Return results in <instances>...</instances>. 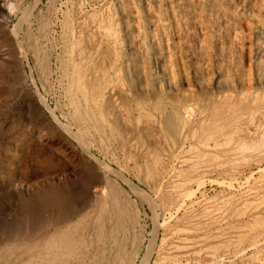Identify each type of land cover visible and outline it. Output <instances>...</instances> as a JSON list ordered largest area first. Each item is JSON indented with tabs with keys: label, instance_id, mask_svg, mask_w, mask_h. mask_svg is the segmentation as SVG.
Here are the masks:
<instances>
[{
	"label": "rangeland",
	"instance_id": "rangeland-1",
	"mask_svg": "<svg viewBox=\"0 0 264 264\" xmlns=\"http://www.w3.org/2000/svg\"><path fill=\"white\" fill-rule=\"evenodd\" d=\"M0 2V264H40L76 219L61 264H264V0ZM50 111L137 186L108 173L123 215Z\"/></svg>",
	"mask_w": 264,
	"mask_h": 264
},
{
	"label": "bare ground",
	"instance_id": "bare-ground-1",
	"mask_svg": "<svg viewBox=\"0 0 264 264\" xmlns=\"http://www.w3.org/2000/svg\"><path fill=\"white\" fill-rule=\"evenodd\" d=\"M38 1V0H37ZM2 2V1H1ZM0 2V3H1ZM35 4H36V2L34 3V5H32V6H35ZM22 18H24L25 19V16H22V17H20L18 20H17V22L16 23H14L13 25H12V27L9 29V39H11L12 41H13V43H14V45L12 44V47H13V49H14V51H15V53L17 52V54L18 53H23V55L25 56V53H24V50L22 49V46H21V42H20V38H19V34H20V32H21V30H22ZM89 33V32H88ZM25 34H27V33H25ZM28 36V35H27ZM110 38V37H109ZM8 39V40H9ZM22 40V39H21ZM81 43V42H80ZM79 43V44H80ZM29 44V43H28ZM81 45V44H80ZM31 49V48H30ZM77 49H78V47H77ZM104 56V55H103ZM18 57V56H17ZM44 60V59H43ZM21 62V61H20ZM44 64H46V63H44ZM76 87H75V89L74 90H77V92H79V93H84V89L82 88V86L81 87H78L77 85H75ZM73 88H74V86H73ZM104 91V90H103ZM116 91V90H115ZM127 95V94H126ZM39 97V96H38ZM41 98H39L40 99V101H41V103L43 104L44 102H43V100H42V96H40ZM120 97V96H119ZM34 98V97H33ZM85 98V97H84ZM38 99V100H39ZM35 100V99H34ZM85 100V99H84ZM40 101H38V102H40ZM45 101V100H44ZM73 106H74V111H76V113H77V116H78V120H77V122H78V126H79V128H80V130H82L81 128H82V126L84 125V123H86L85 121H88L87 119H88V115H89V113L87 112V110H84V112H83V115H82V111L78 108V106H77V103H76V101L75 100H73ZM139 104V103H138ZM44 105H45V107H47V105L44 103L43 104V107H44ZM40 107V106H39ZM44 107V108H45ZM49 109V108H48ZM47 109V110H48ZM80 111V112H79ZM51 112V111H50ZM138 113V112H137ZM51 114H52V112H51ZM52 117L55 119V121H56V123H57V125L62 129V130H64V131H66V132H69V134H70V136H72V138L78 143V146L80 147V149H81V152L83 153L82 155H83V158H85V156L87 157V159H88V161H89V163H87L86 165H83V164H80V162L78 161L77 162V165H78V167H77V169L75 170L76 172H77V174L79 175V179H83V176L82 175H84V177L86 178H90V177H92L93 178V180H94V184H93V186H90V187H88V188H86L87 186H86V184H85V180L82 182V185L84 186V188H86L85 189V192L88 190H93L95 193H97V194H100V196L102 197V198H104V199H107L108 198V195L106 194L107 192L105 191V189H107L108 188V186L110 187H112V184H110V182L111 181H109V178H108V173H115V174H117L119 177H120V179H122V180H126L127 181V183L131 186V188H133V190L135 189V190H137V186H135L133 183H131L128 179H126V177L122 174V173H120L119 171H117V170H115V169H113L109 164H107L106 162H104L103 160H101V159H99L98 157H96L95 155H93L92 153H91V151L89 150V148H88V146L85 144V142L82 140V138L77 134V133H74V132H72L71 130H70V128H69V126H67V125H65V124H63V123H61L53 114H52ZM105 117V116H104ZM103 124V123H102ZM50 127L52 128V130L53 131H55L57 134H58V130H56V128H53L51 125H50ZM81 132V131H80ZM28 146H29V144H28ZM33 146V145H32ZM30 150V149H29ZM33 150V152H34V154H35V156H36V160H37V162L39 163V165H40V167L41 168H48V167H50L52 164H53V162H52V158L50 157V156H48V155H46L45 153H43V151L42 150H40V149H38V148H33L32 149ZM73 154L74 155H76V156H73ZM71 156L72 157H74V158H76V157H78V158H80L76 153H72L71 154ZM28 157V156H27ZM35 158V157H34ZM81 159V158H80ZM81 165H83V166H81ZM82 172V173H81ZM92 183H93V181H92ZM114 184V183H113ZM90 185V184H89ZM92 187V188H91ZM48 188V187H47ZM81 188V187H80ZM115 188V187H114ZM113 188V189H114ZM110 189H112V188H109V190ZM63 191V192H62ZM62 191H60V190H58V189H56V188H51V189H46V188H44L43 190H39V201L41 202V204L43 205V204H48V203H50V202H53V200H55L56 198H59V196L61 195V193H63V195L65 194V190H64V188L62 189ZM115 191V190H114ZM117 191V190H116ZM138 191V190H137ZM137 191H134V192H137ZM141 191V190H140ZM112 192H113V190H112ZM114 193V192H113ZM138 193V192H137ZM109 194V193H108ZM110 194H111V192H110ZM115 194V193H114ZM118 194V193H117ZM142 194V193H141ZM67 195H68V193H67ZM137 195V194H136ZM118 196H119V194H118ZM42 197V198H41ZM115 197V196H114ZM109 199V198H108ZM118 199V198H117ZM116 198H113V197H111V199H109L110 201H111V203L114 205L113 206V208L115 209V211L117 212V214H118V217H120L121 215H123L124 213H125V210L123 209V206H122V204H121V202L119 201V200H117ZM123 200V199H122ZM105 213V212H104ZM101 215V214H100ZM71 216H73V214L72 215H70V216H68L65 220H70L71 219ZM101 217V216H100ZM104 217H105V215H104ZM109 217V216H108ZM102 218V217H101ZM61 219V218H60ZM100 219V218H99ZM59 220V219H58ZM101 220V219H100ZM108 220H109V218H108ZM117 220H118V218H117ZM81 219H76L72 224H69V225H67V227H66V231H65V233H62L61 234V241L58 243V244H51L50 242H47L46 244H45V253H42V256H41V258L43 259H41L42 261H40V264H61L62 262H64V260H66L68 257H64L63 255H62V252H64V251H66L67 250V244H66V242L69 240V237L72 235V233H74L75 231V229L77 228V227H79L81 224ZM102 221V220H101ZM100 222V221H99ZM96 223V225H95V230H96V232L98 233L99 231H97V230H100V223ZM103 223V222H102ZM82 226V225H81ZM89 226H90V224H89ZM112 226H113V224H112ZM111 226V227H112ZM157 227V226H156ZM58 228V227H57ZM113 228V227H112ZM116 229V228H115ZM126 229H127V227H126ZM122 231V230H121ZM5 236V235H4ZM60 236V235H59ZM76 236V235H75ZM77 236H79V235H77ZM46 239V238H45ZM110 239V238H109ZM57 240V239H56ZM120 241V240H119ZM46 242V241H45ZM55 242V241H54ZM38 243V242H37ZM74 243V242H73ZM36 244V243H35ZM34 243L33 244H30V245H27L29 248H33L34 247V245H35ZM40 244V243H39ZM39 244H37V245H39ZM75 244V243H74ZM73 244V245H74ZM78 244V243H77ZM72 245V246H73ZM118 246L120 247V244H118ZM151 249V247L150 246H148V248H147V252H146V254L144 255V257H143V260L145 259V260H147L148 259V255H149V253H150V250ZM74 250V249H73ZM42 251V250H41ZM75 253V252H74ZM40 255V254H39ZM68 255V254H67ZM125 256V255H124ZM40 257V256H39ZM74 258V257H73ZM39 262V261H38Z\"/></svg>",
	"mask_w": 264,
	"mask_h": 264
},
{
	"label": "water",
	"instance_id": "water-1",
	"mask_svg": "<svg viewBox=\"0 0 264 264\" xmlns=\"http://www.w3.org/2000/svg\"><path fill=\"white\" fill-rule=\"evenodd\" d=\"M53 128H55L52 124H50ZM59 139L61 143L71 151V153H76L80 158L83 157L82 153L76 149V146L62 133L58 132Z\"/></svg>",
	"mask_w": 264,
	"mask_h": 264
}]
</instances>
